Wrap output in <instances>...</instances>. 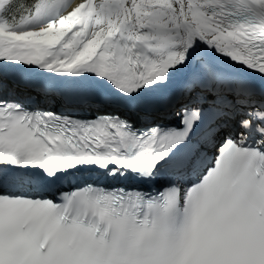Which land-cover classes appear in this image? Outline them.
Segmentation results:
<instances>
[{"label": "snow or ice", "instance_id": "6c2138e0", "mask_svg": "<svg viewBox=\"0 0 264 264\" xmlns=\"http://www.w3.org/2000/svg\"><path fill=\"white\" fill-rule=\"evenodd\" d=\"M0 264H264V0H0Z\"/></svg>", "mask_w": 264, "mask_h": 264}]
</instances>
